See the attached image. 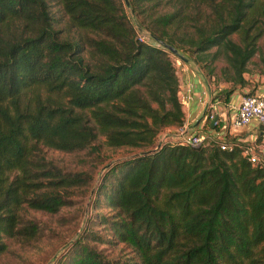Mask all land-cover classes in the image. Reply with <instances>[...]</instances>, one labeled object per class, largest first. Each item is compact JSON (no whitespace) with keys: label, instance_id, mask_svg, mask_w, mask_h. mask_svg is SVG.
Segmentation results:
<instances>
[{"label":"trees","instance_id":"16d2710c","mask_svg":"<svg viewBox=\"0 0 264 264\" xmlns=\"http://www.w3.org/2000/svg\"><path fill=\"white\" fill-rule=\"evenodd\" d=\"M126 1L149 40L123 0H0V256L10 241L41 236L26 210L56 213L77 188L89 210H76L78 233L53 264H264V170L214 142L155 147L183 121L173 62L155 40L197 64L221 51L226 97L249 83L256 52L264 72V0ZM49 2L73 30L57 28ZM164 4L171 11L150 15ZM99 136L134 151L104 163L95 181L42 154H98ZM111 241L130 255L107 259L92 245Z\"/></svg>","mask_w":264,"mask_h":264},{"label":"rangeland","instance_id":"374dc122","mask_svg":"<svg viewBox=\"0 0 264 264\" xmlns=\"http://www.w3.org/2000/svg\"><path fill=\"white\" fill-rule=\"evenodd\" d=\"M49 3H52L49 8L54 21L58 22L57 28L61 27L63 30H65L63 31L65 34L68 32L67 29L73 30L72 28H65V25L62 26L65 16L62 15V12L58 9V6L55 4V2ZM124 7L127 11L130 23L134 26L139 34L140 28L138 27L137 20L133 14L130 13V8L127 7L125 3ZM169 11H171L170 5L164 4L153 9V11L150 12V15L156 16L157 14L167 13ZM201 12L208 14V10L206 9H202ZM136 18L138 19L141 17ZM201 21L202 19H200V22ZM186 28L188 31H190L188 26ZM146 33V31H142V34L145 36L147 35ZM175 35L177 37V33H175ZM230 38L235 42L239 41L238 34H232ZM150 41L153 42L152 40ZM258 43L261 44V40H259ZM215 49V47H212L207 51V53H212ZM169 58L174 64V59L176 57L170 52ZM197 65L210 87L215 89L217 87H220L221 89H228L230 87V82L224 80L220 73L223 68H226V60L221 51L217 55L216 59L212 61V63L208 64V61H205V63L202 61ZM208 68H210V73H208ZM246 70L247 71L244 73V76L245 74H247V77L251 78H253V76H257L256 78L258 79V82L248 83L247 87L249 91L251 88H255L256 85L259 84V79L264 80L263 67L261 66V63H259L257 52L250 58L246 65ZM174 130H176V128H164L157 136L155 144L160 140L171 141L169 139L171 137L165 134L173 132ZM103 141L104 138L99 136L94 142V144L98 146V154L91 153L88 149L74 153H65L46 148H43L42 154L46 160H49L53 165L60 168L61 170L72 172L81 171L91 175L95 181L104 163L120 160L124 156H129L134 151L128 149L111 150L103 144ZM72 190L73 192L68 195V205L61 207L56 213L50 214L42 211H34L29 209L26 210L25 215L39 221L43 227V232L36 241L28 243L10 241L8 243L7 250L0 256V264H53L55 257L60 254L63 247H65V245L68 244L78 233L77 228L80 227L81 219L78 215L75 217L76 210L80 206H82L86 212L89 210L90 202L84 195L83 190L77 188H73ZM95 212L107 215V211L105 210H95ZM93 228L97 230V227ZM107 233L108 231H106V234ZM92 245H94L96 249L100 251L107 259L122 260L130 255L128 248L116 242L111 241L103 244L92 243Z\"/></svg>","mask_w":264,"mask_h":264},{"label":"crops","instance_id":"0c3cea01","mask_svg":"<svg viewBox=\"0 0 264 264\" xmlns=\"http://www.w3.org/2000/svg\"><path fill=\"white\" fill-rule=\"evenodd\" d=\"M186 59V58H185ZM175 73L178 82V99L187 135H197L201 142L208 144L215 142L219 137L232 141L237 139L245 144H251L258 139L255 119H249L242 127H234L232 122L236 113V106L241 96L248 91V87L236 86L226 97L222 95L225 88L210 87L205 80L198 65L186 59H174ZM243 77L249 83L258 82L257 76ZM254 94L264 95V80L259 79V84L254 88ZM211 111L217 118V125L213 126L207 119ZM174 128V127H170Z\"/></svg>","mask_w":264,"mask_h":264},{"label":"built area","instance_id":"2783aa9c","mask_svg":"<svg viewBox=\"0 0 264 264\" xmlns=\"http://www.w3.org/2000/svg\"><path fill=\"white\" fill-rule=\"evenodd\" d=\"M141 29H139V34H137L139 40L147 41L149 40V35L145 36L142 34ZM213 113L209 111L207 113V119L211 121L213 119ZM255 119L258 139L251 143L245 144L237 139L228 141L222 137H219L214 142L220 150L232 151L238 148L240 155L252 166L258 169L264 170V100L261 96L252 94H243L236 106V113L234 120L232 122L234 127L245 126L249 119ZM217 119L212 122L213 126L217 125ZM185 126L180 125L176 127L173 133H168L171 141H177L181 144L189 146H197L201 143L197 135H187L185 131ZM167 141H159L155 144V147L159 146L161 143Z\"/></svg>","mask_w":264,"mask_h":264},{"label":"water","instance_id":"95a60500","mask_svg":"<svg viewBox=\"0 0 264 264\" xmlns=\"http://www.w3.org/2000/svg\"><path fill=\"white\" fill-rule=\"evenodd\" d=\"M123 1H124L125 5H126L127 7H129L127 1H126V0H123ZM155 41H156L157 44H159L161 47L165 48L167 51H169V52H170L172 55H174L176 58L186 60L183 56H181L180 54H178L177 51H176L172 46H170V45H168V44H166V43H164V42H161V41H159V40H155ZM216 118H217V117L214 116L213 119L210 121V123L212 124V122H213L214 120H216Z\"/></svg>","mask_w":264,"mask_h":264}]
</instances>
